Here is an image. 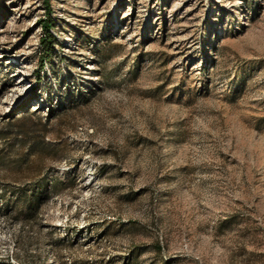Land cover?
<instances>
[{"label":"rangeland","instance_id":"1","mask_svg":"<svg viewBox=\"0 0 264 264\" xmlns=\"http://www.w3.org/2000/svg\"><path fill=\"white\" fill-rule=\"evenodd\" d=\"M48 2L40 65L0 0V264H264V0Z\"/></svg>","mask_w":264,"mask_h":264},{"label":"trees","instance_id":"2","mask_svg":"<svg viewBox=\"0 0 264 264\" xmlns=\"http://www.w3.org/2000/svg\"><path fill=\"white\" fill-rule=\"evenodd\" d=\"M49 0H43L44 4V14L39 18V23L41 28L43 29V34L40 37L42 52L39 56L40 65L46 63L52 55L53 52V43L55 42V38L51 32L54 28V18L50 15V5ZM39 77V75H36Z\"/></svg>","mask_w":264,"mask_h":264}]
</instances>
